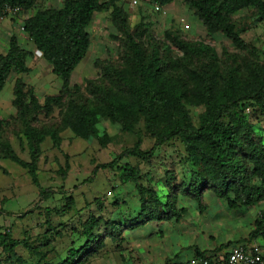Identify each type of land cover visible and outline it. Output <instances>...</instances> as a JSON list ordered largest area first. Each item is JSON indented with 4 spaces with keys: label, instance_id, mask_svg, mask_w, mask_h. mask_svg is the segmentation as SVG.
I'll return each instance as SVG.
<instances>
[{
    "label": "trees",
    "instance_id": "obj_1",
    "mask_svg": "<svg viewBox=\"0 0 264 264\" xmlns=\"http://www.w3.org/2000/svg\"><path fill=\"white\" fill-rule=\"evenodd\" d=\"M37 1L0 0V8L16 6L21 13L34 10L23 20L22 30L49 64L51 73L59 78L60 87L40 102L33 87L27 86L19 76L30 71L27 59L32 53L12 34L7 50L0 52V91L11 73L18 75L12 84L11 104L16 110L14 119L20 126L19 135L27 143L29 160L21 159L1 132L0 157L27 169L40 197L47 198L51 192L42 187L38 179L41 144L49 138L51 146L60 149L61 132L68 129L74 136L95 139L104 147L111 139L105 131L100 133L97 126L104 118L118 124L125 132H135L142 121L144 131L154 143L143 150L138 136L132 146L123 149L111 161L96 164L93 174L98 169L117 166L124 157L149 162L158 146L175 139L183 146L191 172L188 181L178 184L167 171L169 193L162 200L153 187L138 182V167L125 163L121 168L123 179L134 183L138 191L139 212L122 221L88 214L81 227L74 230L83 238L82 245L69 248L57 262L41 264H81L86 256L104 246L103 234L120 245L122 232L127 229L140 228L152 220H178L186 210L177 207L179 194L192 198L200 211L206 208L202 204L205 190L225 199L231 208L249 207L264 199V139L251 121V116L264 119V65L250 61L246 75L241 76L235 67L226 69L224 74L218 71L219 59L214 48L202 41L184 40L177 34L167 36H172L171 41L182 53L181 57H170L153 41L145 47L143 39L145 36L150 39L149 31L141 22L131 28L128 15L117 0H63L58 8L35 10ZM152 1L158 6H167L174 0ZM186 4L209 34L221 32L241 52L254 49L241 37L243 29L236 27L233 14L252 8L264 17V0H186ZM101 12H109L111 22L119 31L122 63L97 61L101 81L89 80L90 96H83L80 85H71V75L89 51L88 27L94 14ZM188 59L194 60L193 65H188ZM183 72L187 80L178 75ZM188 80L192 81L191 86L186 83ZM187 105H203L204 110L196 122ZM55 107L60 110L59 124L38 125L41 115L49 116ZM149 200L153 207L149 206ZM74 204L71 195L65 196L62 207H46L45 215L68 212ZM101 225L103 234L98 232ZM50 229L54 234H61L51 226ZM257 237L264 241L263 210L248 233L249 240ZM17 245L25 247L30 254L38 251L27 239L14 238L10 229H0V263L2 255L8 261H23L15 250ZM203 255L198 251L195 256ZM170 263L167 258L162 264Z\"/></svg>",
    "mask_w": 264,
    "mask_h": 264
},
{
    "label": "rangeland",
    "instance_id": "obj_2",
    "mask_svg": "<svg viewBox=\"0 0 264 264\" xmlns=\"http://www.w3.org/2000/svg\"><path fill=\"white\" fill-rule=\"evenodd\" d=\"M62 1L38 0L35 10L58 8ZM119 6L128 15L131 28L141 22L149 31L150 39H147L148 36L143 39L145 47L153 41L172 58L181 57L182 53L172 43V36H167L168 33L177 34L188 41H202L214 48L219 59L218 71L224 74L226 69L235 67L241 76L246 75V66L250 61L264 65V17H260L252 8L233 14L236 27L243 29L241 37L254 47L249 52H241L221 32L209 34L186 0H174L167 6H158L152 0H135L132 5L123 1ZM33 12L11 14L0 19V52L7 50L9 37L14 34L20 45L32 53L27 59L30 71L19 76L27 86L33 87L42 102L45 95L57 92L60 80L51 73L49 64L22 30L23 20ZM88 31L91 36L89 51L71 75V85H80L83 96H90L89 80L101 81L97 61L118 65L122 63L123 56L119 31L111 22L109 12L95 13ZM188 61V65H193V59ZM178 75L187 77L184 72ZM17 76L11 73L0 91V132L16 154L28 161L27 143L19 135L20 126L14 119L16 110L11 104L12 84ZM186 83L192 85L191 80ZM187 108L194 122L204 110L203 105H187ZM251 121L255 131L264 139V119L251 116ZM59 122L60 110L55 107L49 116L41 115L38 125ZM97 126L100 133L105 131L111 138L104 147L95 139L76 137L68 129L61 132L63 140L60 149L53 148L49 138L41 144L38 179L40 185L51 192L44 199L31 182L27 169L0 157V210L10 209L7 214H0V228H10L15 238L27 239L31 246L38 248L36 253L30 254L25 247L18 246L16 252L23 261H8L2 255L0 264L57 262L69 248L82 245L83 238L74 230L81 227V222L90 213L119 221L135 216L139 212V195L134 183L123 179L121 168L125 163L137 166L140 170L138 182L153 187L162 200L169 193L167 171L173 174L178 184L188 181L190 165L177 139L158 146L149 162L132 156L124 157L117 166L98 169L93 174L96 164L111 161L123 149L132 146L138 136L142 139L140 147L143 150L149 149L154 143V139L144 131L142 121L136 126L135 132H125L118 124L104 118L100 119ZM68 195L73 197L75 203L70 211L45 215L46 207H62ZM202 204L206 208L200 211L192 198L179 194L177 207H185L186 210L178 220H152L140 228L127 229L122 232L123 241L120 245L104 237L101 225L98 232L103 234L101 238L104 246L86 256L81 264H162L167 258L171 261L175 256L187 258L188 253L191 254L196 248L210 251L219 244L248 239L255 218L260 211H264V199L249 207L231 208L225 199L217 197L211 190L204 191ZM149 206L153 207L150 200ZM9 218L11 220L7 221ZM50 226L61 234H54Z\"/></svg>",
    "mask_w": 264,
    "mask_h": 264
},
{
    "label": "built area",
    "instance_id": "obj_3",
    "mask_svg": "<svg viewBox=\"0 0 264 264\" xmlns=\"http://www.w3.org/2000/svg\"><path fill=\"white\" fill-rule=\"evenodd\" d=\"M98 1L105 2L110 0H98ZM117 1L128 2L130 3V5L135 3V0H117ZM19 13H21V9L19 7L4 5L0 8V19H3L7 15L19 14ZM246 112H249V108H246ZM263 254H264V250L262 249V246L254 241L248 245L235 244L229 248V250L225 255H219V256L193 255L183 261L178 262L177 264H263L264 263Z\"/></svg>",
    "mask_w": 264,
    "mask_h": 264
},
{
    "label": "crops",
    "instance_id": "obj_4",
    "mask_svg": "<svg viewBox=\"0 0 264 264\" xmlns=\"http://www.w3.org/2000/svg\"><path fill=\"white\" fill-rule=\"evenodd\" d=\"M17 165V164H16ZM19 166V165H18ZM4 211H2V209L0 210V214L2 213V214H7V212L8 211H10V209H3ZM256 219V218H255ZM9 220H11V218H9V219H7V221H9ZM254 223V222H253ZM252 228H253V226H252ZM251 228V229H252ZM1 229V228H0ZM4 229H7V228H4ZM4 229H1V230H4ZM8 229H10V228H8ZM251 229H250V231H251ZM249 231V232H250ZM248 232V233H249ZM13 236V235H12ZM14 237V236H13ZM15 238V237H14ZM246 239V240H245ZM257 242V243H259L261 246H262V249L264 250V241L262 240V238H260V237H257V238H255V239H252V240H249V239H247V238H243V239H237V240H233V241H229V242H227L226 244H219L217 247H215L213 250H210V251H206V250H203V249H199V248H196L195 250H194V252H192L191 254L190 253H188L189 255H187V258H188V256L190 257V256H193V255H196V252H203L204 253V255H216V256H219V255H225L226 253H227V251L229 250V248L231 247V246H233V245H235V244H243V245H248V244H250V243H252V242ZM18 246H22V245H17L16 247H15V250H16V248L18 247ZM0 252H1V246H0ZM186 258V256L185 257H181V256H179L178 258H177V256H175L174 258H172V260L170 261L171 263L170 264H177V262H179V261H183V260H185V259H187Z\"/></svg>",
    "mask_w": 264,
    "mask_h": 264
}]
</instances>
